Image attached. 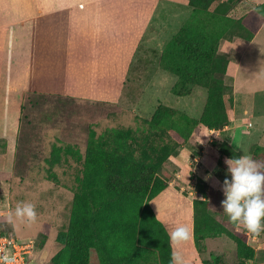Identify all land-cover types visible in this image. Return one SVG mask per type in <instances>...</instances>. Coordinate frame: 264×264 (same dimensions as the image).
Returning a JSON list of instances; mask_svg holds the SVG:
<instances>
[{
  "label": "rangeland",
  "instance_id": "rangeland-1",
  "mask_svg": "<svg viewBox=\"0 0 264 264\" xmlns=\"http://www.w3.org/2000/svg\"><path fill=\"white\" fill-rule=\"evenodd\" d=\"M242 1L235 0L231 3L229 16L239 19L245 14L243 20L247 17L256 18L253 12H250L253 5ZM239 5L242 6L239 7ZM182 8L180 19L173 24L172 29L165 36L159 35L158 39L152 40V44L143 45L150 52H146L147 49L142 47L137 54L131 79L123 100L119 104L94 103L59 96L43 98L34 95L29 98L30 102L26 104L22 116L15 178L11 180L10 207L6 206L0 211V231L21 241H34L36 260L33 264H52V258L63 248L57 243L56 238L60 232L68 229L72 201L78 186L77 178L81 176L82 171V163L78 158L80 155L84 156L92 140V133H95L98 139L110 129H142L144 122L151 119L160 104L182 111L194 119L201 117L207 102V91L194 87L192 94L188 97L175 96L172 88L177 78L161 70L158 62L166 44L190 17L191 9ZM248 25L252 30L253 24ZM219 54L230 59H228L230 64L224 77L230 118L248 119L252 114L255 115L251 111L253 108L251 92H248L251 89L256 91L257 110L263 113L264 30L258 33L256 39L250 44L235 35L223 39L220 42ZM245 111L249 115L246 116ZM252 122L253 119L249 118L241 124L239 130L252 131L254 123ZM228 134L227 132V138L225 136L224 140H231ZM220 140L216 134H211L208 129L200 127L196 136L194 135L187 144L179 148L178 155L168 159L161 175L168 180L170 189L181 196L185 202L181 204V207L174 203V198L170 197L162 200L158 198L152 202L156 214L163 212L167 215L165 217L170 218L169 223H164L167 225L166 228L171 226L173 230L187 223L192 228L193 201L204 200L203 196H205L209 201L213 217L226 228L232 229V224L221 205V201L225 199L222 191L223 181L218 180L217 183L212 184L206 167L203 166L200 171L196 170L197 166L193 160L194 156H202L201 152L207 150L209 152L207 156L217 164L218 158H221L218 146L223 144ZM235 142L240 143L241 149L233 144L240 155H249L248 147L259 143L250 137L240 135L235 136ZM55 147L59 148L58 158L53 156ZM76 152L79 153L76 154ZM179 158L181 163L183 161L182 164L178 162ZM226 173L225 178L230 179V174ZM53 175L57 179H52ZM22 201L36 205L39 214L37 223L28 226L18 221L15 225L9 222V215ZM169 204H174V207ZM183 208L187 211L181 214ZM244 230L241 227L237 231L244 233ZM259 238V243L251 242L256 252L251 264H264V233ZM204 244L205 250L201 252L196 248L193 238L179 250L184 254L188 264H239L236 245L227 236L206 239ZM92 264H97L94 253Z\"/></svg>",
  "mask_w": 264,
  "mask_h": 264
},
{
  "label": "trees",
  "instance_id": "trees-1",
  "mask_svg": "<svg viewBox=\"0 0 264 264\" xmlns=\"http://www.w3.org/2000/svg\"><path fill=\"white\" fill-rule=\"evenodd\" d=\"M234 1L189 0V19L158 58L160 68L177 78L172 88L175 96L188 97L194 87L207 91L199 119L160 104L142 129H110L98 139L92 133L84 156L78 158L82 171L77 178L70 222L68 229L57 235L56 241L63 248L52 258V264H92L93 253L97 264H170L168 233L172 227L166 228L157 219L152 202L170 197L181 207L185 200L170 189L168 180L161 175L165 164L178 155L179 148L200 127L219 131L230 125L224 82L229 60L219 55L220 42L233 35L248 42L254 39V32L243 18L229 16ZM254 11L264 17V3ZM31 96L34 95L26 98L23 113ZM218 152L221 158L217 164L226 172L225 159L242 156L227 143L219 145ZM59 155L55 147L53 156ZM249 155L264 161V148L253 145ZM52 179L57 178L53 175ZM203 197L193 201L196 248L203 252L206 239L225 235L236 245L239 264L251 262L256 252L248 246L247 237L233 225L229 229L217 221L208 199ZM186 211L183 208L181 214Z\"/></svg>",
  "mask_w": 264,
  "mask_h": 264
},
{
  "label": "crops",
  "instance_id": "crops-1",
  "mask_svg": "<svg viewBox=\"0 0 264 264\" xmlns=\"http://www.w3.org/2000/svg\"><path fill=\"white\" fill-rule=\"evenodd\" d=\"M245 1L256 16L244 19L246 26L253 24L250 44L264 30V17L254 11L264 0ZM182 7L187 9L189 0H0V211L10 207L26 98L47 95L119 104L137 54L145 43L172 29ZM248 92L255 115L236 120L229 116V127L208 130L233 149L237 135L259 142L247 152L253 145L264 148V112L257 110L256 91ZM249 118L252 131L239 130ZM227 132L231 140H224ZM208 153L194 156L195 169L206 167L212 184L224 181L226 171ZM158 215L162 223L170 222L163 212Z\"/></svg>",
  "mask_w": 264,
  "mask_h": 264
},
{
  "label": "clouds",
  "instance_id": "clouds-1",
  "mask_svg": "<svg viewBox=\"0 0 264 264\" xmlns=\"http://www.w3.org/2000/svg\"><path fill=\"white\" fill-rule=\"evenodd\" d=\"M236 147L241 149L239 144ZM225 164L231 178H225L222 185L225 196L221 201L223 211L237 230L243 227L253 237H259L264 233V161L244 154L238 158H226ZM38 215L35 204L22 201L16 205L8 220L14 225L18 221L31 226L37 223ZM168 236L172 246L170 264H188L179 249L193 239L192 228L182 224L171 230ZM0 264H15V258L0 255Z\"/></svg>",
  "mask_w": 264,
  "mask_h": 264
},
{
  "label": "built area",
  "instance_id": "built-area-1",
  "mask_svg": "<svg viewBox=\"0 0 264 264\" xmlns=\"http://www.w3.org/2000/svg\"><path fill=\"white\" fill-rule=\"evenodd\" d=\"M244 235L247 237L248 246L253 247L251 242L259 243V237H253L252 234L244 230ZM34 241H21L9 234L0 231V255L7 254L15 258V264H33L35 252ZM255 249V248H254Z\"/></svg>",
  "mask_w": 264,
  "mask_h": 264
}]
</instances>
